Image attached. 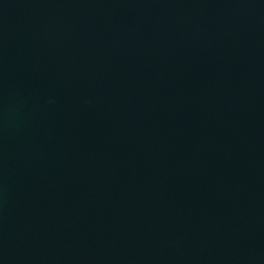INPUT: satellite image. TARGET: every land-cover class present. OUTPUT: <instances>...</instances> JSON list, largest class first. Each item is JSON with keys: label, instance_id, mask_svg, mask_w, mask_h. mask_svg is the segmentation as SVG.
<instances>
[{"label": "water", "instance_id": "1", "mask_svg": "<svg viewBox=\"0 0 264 264\" xmlns=\"http://www.w3.org/2000/svg\"><path fill=\"white\" fill-rule=\"evenodd\" d=\"M0 264H264V0H0Z\"/></svg>", "mask_w": 264, "mask_h": 264}]
</instances>
